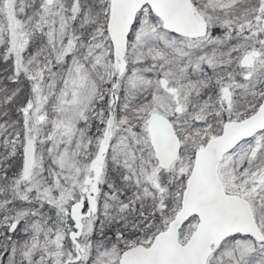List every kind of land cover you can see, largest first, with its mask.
Listing matches in <instances>:
<instances>
[{
    "label": "snow or ice",
    "instance_id": "snow-or-ice-1",
    "mask_svg": "<svg viewBox=\"0 0 264 264\" xmlns=\"http://www.w3.org/2000/svg\"><path fill=\"white\" fill-rule=\"evenodd\" d=\"M0 264H264V0H0Z\"/></svg>",
    "mask_w": 264,
    "mask_h": 264
}]
</instances>
